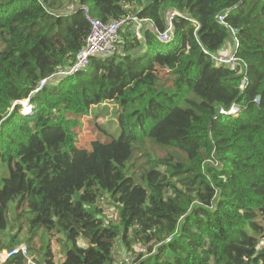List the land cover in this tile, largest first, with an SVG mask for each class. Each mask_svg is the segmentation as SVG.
<instances>
[{
	"label": "trees",
	"instance_id": "16d2710c",
	"mask_svg": "<svg viewBox=\"0 0 264 264\" xmlns=\"http://www.w3.org/2000/svg\"><path fill=\"white\" fill-rule=\"evenodd\" d=\"M91 20H127L116 49L58 75ZM230 29L236 69L214 60ZM105 103L118 106L119 136L89 154L72 130ZM0 233V252L24 241L34 264H56L52 239L59 264H117V246L130 264H264V0H0Z\"/></svg>",
	"mask_w": 264,
	"mask_h": 264
},
{
	"label": "rangeland",
	"instance_id": "374dc122",
	"mask_svg": "<svg viewBox=\"0 0 264 264\" xmlns=\"http://www.w3.org/2000/svg\"><path fill=\"white\" fill-rule=\"evenodd\" d=\"M69 9H72V6H69ZM116 49V45H113ZM106 54L100 55L99 57H106ZM156 74L159 77V84L162 86H165L167 89H171L172 83L170 80L172 79V76L168 74V72L164 70H156ZM19 103H16V106L21 109L22 115L26 114L27 111L24 110L25 107H31V103L29 100H22L18 101ZM34 108V107H33ZM117 114H119L118 106L115 103H105L103 106H98L96 108H93L90 110V112L87 115L82 116L79 119V122L75 125L72 132L75 136V145L77 148L86 151L87 153H91V145L93 142H100L101 145L108 146L113 142L114 139H116L119 136V129L117 126ZM179 112H175L173 117L177 120H180L179 118ZM110 149L108 148V152ZM88 154V155H89ZM156 155L163 160L167 161H174L172 158H170L165 152L156 150ZM177 167V163H176ZM18 174V173H17ZM100 208L102 209L103 213L105 214L107 220H110L111 222L116 221L117 219V212L112 204H110L105 197L99 200L98 202ZM15 206V203L9 205V214L7 216V220L10 223V231L15 229L18 226V223H14V218H17L19 214L22 213L23 208L18 207L16 212H13L12 207ZM20 222H22V219H19ZM24 223V222H23ZM22 223V225H23ZM23 232L26 231V226H22ZM8 231V228L6 230V233H10ZM13 232V231H12ZM24 239L26 237L24 236ZM61 239V237H60ZM50 239H48L49 241ZM22 241L20 245H23L26 247L25 243ZM0 243H8V236H5L0 233ZM18 245V246H20ZM51 248L53 250V253L55 255V263L59 264L61 261L63 254L60 247V244L57 243L54 239L51 240ZM137 252H138V248ZM131 253L126 252V250L121 246H117L116 248V255H115V261H117V264L121 262H126L127 264H130Z\"/></svg>",
	"mask_w": 264,
	"mask_h": 264
},
{
	"label": "built area",
	"instance_id": "2783aa9c",
	"mask_svg": "<svg viewBox=\"0 0 264 264\" xmlns=\"http://www.w3.org/2000/svg\"><path fill=\"white\" fill-rule=\"evenodd\" d=\"M174 15V12L169 15L170 21L172 17H174ZM127 20L133 22L136 25V34L139 38H141V21H139L136 16L133 15ZM127 20L112 21L107 23L98 20H91L90 33L85 40L84 48L76 56V64L70 67L68 71L58 72V75H72L80 68L86 66L90 57L100 56L103 54L109 55L110 52L115 50V47L113 45L117 40L118 32ZM222 21L223 16H219L218 22L222 23ZM237 32L238 30L230 29L229 46L227 47L224 53H220L217 57L214 58L217 65L236 69L237 64L239 62V59L235 56V51L238 47V39L236 36ZM171 35L172 31L171 27H169L166 33L158 35V40L161 43L170 44V41L172 39ZM242 67L245 68V64H243ZM46 81L47 79L41 80L35 92L40 91L44 87ZM246 85V78L243 77L242 81L240 82L239 88L242 90L245 88ZM17 254H21L24 258H26L27 264H34L32 259L27 254L26 247L23 245L16 246L10 251L0 252V264H4L9 258H12Z\"/></svg>",
	"mask_w": 264,
	"mask_h": 264
},
{
	"label": "bare ground",
	"instance_id": "6f19581e",
	"mask_svg": "<svg viewBox=\"0 0 264 264\" xmlns=\"http://www.w3.org/2000/svg\"><path fill=\"white\" fill-rule=\"evenodd\" d=\"M171 44V43H170ZM169 45V44H168ZM24 110H26L27 112H29L31 110V107H25Z\"/></svg>",
	"mask_w": 264,
	"mask_h": 264
},
{
	"label": "crops",
	"instance_id": "0c3cea01",
	"mask_svg": "<svg viewBox=\"0 0 264 264\" xmlns=\"http://www.w3.org/2000/svg\"><path fill=\"white\" fill-rule=\"evenodd\" d=\"M228 46H229V42L226 43V47L224 48V50H223L222 53H224L226 51V49H227Z\"/></svg>",
	"mask_w": 264,
	"mask_h": 264
},
{
	"label": "water",
	"instance_id": "95a60500",
	"mask_svg": "<svg viewBox=\"0 0 264 264\" xmlns=\"http://www.w3.org/2000/svg\"><path fill=\"white\" fill-rule=\"evenodd\" d=\"M257 100H260V97H257ZM17 103H19V102H17Z\"/></svg>",
	"mask_w": 264,
	"mask_h": 264
}]
</instances>
